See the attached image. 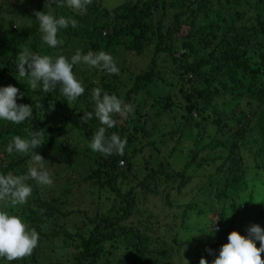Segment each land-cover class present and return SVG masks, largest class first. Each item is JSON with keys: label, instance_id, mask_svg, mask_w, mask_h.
<instances>
[{"label": "trees", "instance_id": "obj_1", "mask_svg": "<svg viewBox=\"0 0 264 264\" xmlns=\"http://www.w3.org/2000/svg\"><path fill=\"white\" fill-rule=\"evenodd\" d=\"M35 1L37 12H51L53 9L52 13L57 17L63 15L75 19L77 27L69 25L61 29L57 38L63 43L56 48H50L47 44L41 47L39 23L35 17L33 25L19 33L6 40L0 36V86H5L6 80H11L12 85L13 79L19 78L20 92L24 96L17 103L31 104L33 109L32 117L20 124H4L1 121L0 173L17 175L32 166L29 154H9L5 150L14 136L27 138L32 130L43 134L41 146L33 151L44 158V164L51 153L61 149L63 143H69L71 134H75L76 139L83 137L90 144L101 125L94 116L86 122H82L81 118L85 113H94L91 94L94 88L100 87L109 94L117 95L125 104L132 105L133 111L126 118L115 115L116 125L106 132V135L115 132L126 138L124 154L105 157L94 152L93 168L84 177V183L96 182L93 180L96 178L98 187L107 189L121 204L118 209L112 206L107 211H97L93 217H88L83 211L82 214L88 218L87 224L90 223L88 237L84 238L80 231L70 234L65 227L56 225L60 217L67 214V209L57 204L60 196L44 198L47 194L44 189L36 181L29 180L33 187L30 208H37L30 228L39 234L38 245L31 255L11 262L0 258V264H40L47 253L43 242H57L61 236L71 239L82 237V248L76 251L69 264H101L104 243L119 239L126 242L125 256L133 257L127 260L122 254L116 264H179L173 259L178 248L165 245L164 233H156L165 227L164 222L151 211L136 209L133 190L140 186L152 193L164 184L160 195L166 191L167 204L175 206L173 199L169 198L171 191H180L194 178L196 168L204 169L206 164L214 161L205 158L201 152L214 148L217 142L228 148L230 144L232 150L239 147V141H244L247 136V127L242 126L247 125L251 116L257 119L255 128L260 133V153L264 156V0H135L113 9L105 8L101 0H92L84 13L67 7L63 0H52L51 3L49 0ZM25 47L33 53L41 54L44 51L53 58L57 53L64 56L67 49L74 47L75 51L80 49L82 53L90 50L108 53L124 50L127 54L149 60L145 66H137L135 75L130 73L131 67L124 63L118 75L92 68L93 71L88 72L91 79L84 87V94L76 101H70L61 93L59 84L55 90L44 92L39 87L32 90L22 82L27 78L18 76L16 64L20 51ZM79 66L84 68L82 64ZM164 66L169 73H162ZM125 72L134 77L133 84L121 91L127 86L120 79ZM94 77L99 83H95L97 80ZM166 78L177 80V94L164 92L169 89ZM50 103L54 104L51 111ZM81 103L85 104L84 108L79 107ZM242 104V111H237ZM167 114L172 118L179 114L184 121L182 126L187 127L192 123L202 128L201 135L210 134L209 126L214 128L211 134L214 138L209 136V143H202L204 136L196 138L202 146L190 150L188 162L182 171L168 170L166 162L158 163L148 168L142 181L124 192L122 180L126 178L125 172L132 170L137 154L146 147L164 144L170 134L182 133V129L169 128L165 131L155 126L154 120ZM195 114L198 119L194 117ZM148 123L155 127L147 128ZM234 124L238 128L227 139L222 141L216 137L218 133L227 134L226 129L233 130ZM228 141L230 143L225 145ZM121 161L126 169L120 165ZM192 163L196 168L192 167L193 171L186 173ZM228 187L225 185L216 200L227 203L220 221L213 225L218 231L212 233V228H209L211 230L205 241L194 245V258L188 264H199L201 257L211 264L233 230L247 235V229L253 224L264 229V203H250L251 195L245 196L247 201L243 198L239 200L238 191L227 194ZM234 187L238 189L239 183L230 185L229 190ZM198 190L202 193L203 186ZM197 205L192 202L184 211L197 209ZM135 214L144 215L146 223L143 224L140 219L138 225H128L126 221ZM44 226L48 232L44 231ZM171 241L178 246L177 235H171ZM256 246L259 247V242ZM208 249H211V254ZM50 251L55 252L54 249ZM261 258L264 260V253ZM50 264L61 262L50 260Z\"/></svg>", "mask_w": 264, "mask_h": 264}, {"label": "rangeland", "instance_id": "obj_2", "mask_svg": "<svg viewBox=\"0 0 264 264\" xmlns=\"http://www.w3.org/2000/svg\"><path fill=\"white\" fill-rule=\"evenodd\" d=\"M101 1L105 8L113 9L125 2H134L135 0ZM37 11V3L35 0H0V36L6 40L10 36L19 33L23 28L33 25L34 14ZM52 11L53 9H51V13ZM39 33L41 37L40 45L41 47H45L46 43H44L42 39L41 31H39ZM43 52L44 51L41 52V55H46ZM75 52V48L71 47L66 50L64 56L70 59ZM125 52L124 50L120 52L117 50L116 52L110 51L109 53L113 56L118 68L122 67L124 63L126 66L131 67L129 71L133 75H135L134 71H138L137 66H145L149 60L147 57H135ZM59 55L60 53L56 54V56ZM79 65L80 64L73 67V72L85 87L91 79L90 74L88 76V72H92L93 69L84 64H82L84 68ZM161 71L163 74L169 73L166 66L161 68ZM128 74L125 72L124 75L120 76L122 83L127 84V86L121 88V91H124L133 84L134 77H130L131 74ZM93 79L97 80L95 77ZM166 80L169 89H166L164 92L169 91L171 95L177 94V80L167 78ZM18 81H20L19 78L13 79L12 85L20 90V83ZM10 82L12 81L6 80L5 86L10 85ZM22 82L29 85L28 81ZM95 83H99V80ZM79 107L84 108L85 104L81 103ZM90 107H92V104ZM243 107L244 105L242 104L237 108V111H242ZM255 111L258 113L257 110ZM194 117L198 119L196 114ZM251 117V119L250 117L248 118L247 125L242 126L247 127V136L244 141H239V147H235L232 150L229 141L225 143V145L229 144V148L217 142L214 148L205 149L201 152V154L204 153L205 158L214 161L210 164H206L204 169L196 168L193 163L190 165L186 173H190L193 171L192 167H195L197 171H193L194 178L180 191L176 189L172 190L169 196L170 199H173L172 202L175 206L170 207L167 204L165 198L166 191L160 195L164 184L159 185L158 189L152 193L147 192L140 186L134 188L133 193L137 205L136 209L151 211L158 215L162 222H164L165 227L161 230H157L156 233H164V237L166 238V240H164L165 245H173L178 248L173 258L175 262L179 264H187V261L188 263L192 262L195 252L194 245H200L205 241L208 236L207 233L211 230L209 228H211V224L214 223L215 219L219 218L218 221H220L222 212L225 210L227 203H219L216 200L220 197V192L225 188V185L230 187L232 184L237 185V183H239L238 189L234 187L229 190L228 187L227 190V194L229 195L238 191L239 200L243 198V200L247 201L248 198L245 196L251 195L253 198L250 203H264V156L260 153V133L257 127L255 128L257 119L254 116ZM154 121L156 123L155 126H159L161 130L167 131L169 128L171 130L182 129V133H176V135L170 134L169 137H166L164 144L161 143L162 145L158 144L156 146L146 147L141 153L137 154L132 170L129 173L125 172L126 178L122 180L123 185L121 186L124 192L132 185L142 181L144 176L148 173V168L158 163L166 162L167 166H165L168 170L174 169L182 171L186 165V161L188 162L187 156L190 150L200 148L202 143L210 142V137L214 138V136L211 135L214 133V128L209 126L208 133L210 134L201 135L203 133L202 128H198L192 123L187 127L182 126L184 121L179 114H176L173 118L167 114L161 119H155ZM6 123L7 121H4V124ZM165 124L167 127H165ZM155 126L151 123L146 125L147 128ZM236 128H238V126L234 124L233 130L226 129L225 133L227 134L218 133L216 137L224 141L225 138L227 139L230 134L234 133ZM200 136H204L205 138L202 143L198 142L196 139ZM77 139L75 134H71L69 143H63L61 149L58 148L49 155L45 168L49 171L53 179V184L51 186L37 184L47 193L43 196L44 198L47 196H60V201H58L57 204L63 209H67V214L60 217L56 225L65 227L70 234L79 233L80 231L84 238H87L90 223L87 224L88 218H85L82 212H86L88 217H93L97 211L104 212L112 206L118 209L121 203L119 199H115L113 195L107 192V189L99 188L96 178L93 179L96 182L84 183V177L88 175L93 168V158L95 154L90 144L83 137H77ZM120 165L123 166V169H126V166L121 162ZM26 172L27 169L24 172L17 173V175ZM203 182L204 185H202ZM200 186H203L202 193L198 190ZM31 198L30 196L27 203L19 206H11L0 202V207L27 220L24 222H26L30 228V223L33 221L32 216L37 209L34 208V210H31ZM192 202L198 204L197 209H188L184 211V208ZM226 214L229 215L228 213ZM140 219L143 224L146 223L145 220H143L144 215L141 214H135V216L131 220L126 221V223L128 225L137 224ZM218 221L214 225H216ZM44 231L48 232L49 230L44 226ZM171 235L178 236V246L172 243ZM190 236L194 237L186 241ZM119 240L120 241L110 240L104 243V253L102 256L103 258H101V264H116L117 258L122 254L127 260L132 259V255L128 257L125 256L124 247L126 246V242L121 241V239ZM43 243L46 245L45 249L47 253L40 264H50V260L53 262L54 260L60 261L61 264H69L77 254L76 251L82 248V237L75 236L74 239H71L68 237L62 238L61 236L57 242L44 241ZM51 249H54L55 252L50 251Z\"/></svg>", "mask_w": 264, "mask_h": 264}, {"label": "clouds", "instance_id": "obj_3", "mask_svg": "<svg viewBox=\"0 0 264 264\" xmlns=\"http://www.w3.org/2000/svg\"><path fill=\"white\" fill-rule=\"evenodd\" d=\"M51 2L52 0H49V3ZM91 2L92 0H63L67 7L80 13L86 12ZM34 15L39 23L42 39L50 48H56L63 43L57 38L61 29H66L69 25L72 28L77 27L75 19L63 15L57 17L44 10ZM78 64L100 69L108 74H119V68L110 53L91 50L82 53L80 49H77L69 59L63 55L53 58L49 55L33 53L25 47L18 55L16 70L20 78H27L32 90L39 87L42 91L49 92L55 90L59 84L60 91L67 100L76 101L85 92L82 82L73 72V67ZM23 96L24 93L13 85L0 86V121L20 124L32 117L31 104L17 103V100ZM91 100L95 105L94 113H85L81 119L82 122H86L94 116L101 125L90 141L92 151L105 157L113 154L123 155L127 145L126 138H122L115 132L106 135V132L116 125L117 121L114 116L118 114L126 118L133 111L132 105L125 104L117 95L109 94L100 87L92 90ZM53 109L54 104L50 103L49 111ZM42 139L41 132L32 130L27 138L14 136L7 144L5 150L9 154L14 152L29 154L32 166L21 175L0 173V202L11 206L27 203L33 192L32 185L28 183L29 180H34L42 186L53 184V179L45 168L44 158L38 152L33 151L41 146ZM218 220L219 218L215 219L211 224L212 233L218 231L213 228ZM192 237L194 236H190L186 241ZM38 241L39 234L34 228H29L21 217L0 207V258L11 262L29 256L37 247ZM257 242H259V247L256 246ZM208 251L211 254V249ZM262 253H264V229L253 224L247 229V235H241L235 230L231 231L228 234L227 243L220 247L218 255L211 261V264H264L261 258ZM199 264H209V262L201 257Z\"/></svg>", "mask_w": 264, "mask_h": 264}, {"label": "built area", "instance_id": "obj_4", "mask_svg": "<svg viewBox=\"0 0 264 264\" xmlns=\"http://www.w3.org/2000/svg\"><path fill=\"white\" fill-rule=\"evenodd\" d=\"M121 163L123 164V161H121Z\"/></svg>", "mask_w": 264, "mask_h": 264}]
</instances>
